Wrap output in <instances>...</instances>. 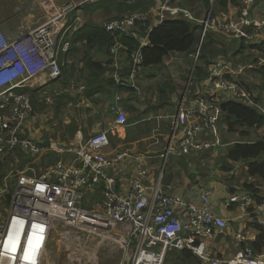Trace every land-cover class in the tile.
Segmentation results:
<instances>
[{
  "label": "built area",
  "instance_id": "2783aa9c",
  "mask_svg": "<svg viewBox=\"0 0 264 264\" xmlns=\"http://www.w3.org/2000/svg\"><path fill=\"white\" fill-rule=\"evenodd\" d=\"M177 0H155L149 10L135 12L122 19L103 22L104 28L115 36L110 49L115 56L117 70L114 80L118 90L135 87L143 67L142 49L148 45L145 35L138 36L139 22L142 26L153 21L158 24L167 17L199 19L187 7L174 4ZM256 0H241V7L234 18L223 22L202 20L203 34L212 28L218 32H230L238 38L257 39L264 42V18L253 11ZM79 6L74 3L59 5L55 0H45V20L35 27L22 24L17 37H9L0 25V159L10 156L19 147L33 156L41 154L40 147L29 134V122L33 102L29 88L39 86V78L48 82L58 80L66 63L62 55L71 47L65 38L69 27V16ZM137 29V31H136ZM252 30V33L248 31ZM135 35L140 48L131 55L129 73L122 75L119 56L123 49L119 35ZM246 66L235 68L224 56L214 59L209 67V76L199 89L192 105L184 96L179 103L174 131L163 154L188 155L193 150H206L220 146V140L204 139L208 132H217L221 119L223 100L252 101L241 84L239 76ZM72 89L77 84L71 82ZM79 92L85 88L78 86ZM119 92V91H118ZM117 94L112 110L117 114L116 123L126 126L127 114L118 105ZM77 133L79 143L67 150L74 152L78 163L58 160L40 174L21 171L14 179V191L5 220H0V264H45V256L55 220L67 222L73 228L88 229L89 233L105 238L108 234L114 241L121 235L128 237L125 249L134 246L130 264H165L169 251L189 250L205 264H264V250L247 246L231 258L213 256L208 242L222 234L228 221L211 207V189L201 192V207L191 206V215L186 219L178 209L188 206L181 194H171L162 185V173L154 183H148L149 171L144 158L134 157L128 151L108 154L110 146L108 130H97L88 139ZM50 148L64 151L61 146ZM127 158L134 160L132 173L128 177L129 189L122 192L112 170ZM99 188L102 199L94 210L86 208L87 192ZM251 194L231 196L227 204L235 200L251 202ZM264 212V199L259 203ZM264 228V214L259 220ZM185 228L187 234L182 232ZM115 233V234H113ZM239 239H248L239 234Z\"/></svg>",
  "mask_w": 264,
  "mask_h": 264
},
{
  "label": "crops",
  "instance_id": "0c3cea01",
  "mask_svg": "<svg viewBox=\"0 0 264 264\" xmlns=\"http://www.w3.org/2000/svg\"><path fill=\"white\" fill-rule=\"evenodd\" d=\"M43 2V0H0V25L3 31L9 37L15 38L18 35L20 25L27 24L28 26L35 27L42 23L45 20ZM55 2L57 4H59V2H64L63 4H76V0H55ZM252 7L255 14L259 16L260 13H264V0H256ZM236 8L237 7L229 4L230 12L235 11ZM78 9L79 7L75 10ZM79 18L80 17H77L78 21H80ZM72 19L73 16L71 18L70 14L68 24H70L71 30L69 32L74 34L77 33L78 29L83 25H77L76 19ZM202 20L203 19H199L200 24H203ZM143 37L144 36H142V38ZM204 37L205 35L203 34L202 38ZM232 49H235V47H232ZM173 54L174 53H172L170 57H172ZM177 54L180 55L184 64L185 61H189L190 59L186 54ZM66 56H69V52L65 57ZM65 57L63 59H65ZM187 57L189 58L186 59ZM95 58L104 63L108 56L97 51ZM128 60L126 62L125 55L121 53L119 56V64L123 66L121 71L124 68L128 69L130 63V60ZM232 62L234 61L232 60ZM163 64L165 65V62ZM236 64L238 65V68H243L245 66L238 62H234V67H236ZM113 67L117 70L115 63L113 64ZM158 67L159 66L147 67L148 69H151L150 74H147L149 72L146 68L142 69L135 87H124L120 88V90H118L116 85L112 86L110 83H105L101 88H86V84L82 81L76 83L77 88L72 89L71 84L68 83L66 85V82H61L62 86L60 85L58 88L61 87L64 92L57 94L54 97L58 99L52 111L56 116L55 110H57V103L59 105L60 101H62L61 96L63 94L71 95L67 107L61 108L63 113L62 116L64 114H70L69 122H63L62 117L59 115L56 118L60 121L59 125L53 133H49L51 137H47L46 139L44 136L41 137L36 130L33 131L31 129L30 131V127L28 130L38 145L40 143L44 144V141H48V143L54 142L52 137L55 136L57 139L56 142L62 144L61 147L65 150L58 151L50 148V146H43L41 154L36 156L29 154L30 156L27 158L30 160L22 164L20 161H23L21 158H23V156L25 157L24 152L26 151L19 147L17 150L20 151L22 156L17 153V150L13 157L10 156L12 162L4 180L15 184L13 180L16 178L12 175L14 171L15 175H18L21 171H28L29 174H40L53 166L58 160L80 164L78 163L76 154L67 150L73 145L79 143L77 133L80 131V136L83 138H89L97 130H108L109 136L113 137L118 145L124 146V148L119 151L128 150L134 157L141 156L144 158L143 162L149 171L148 183L156 182L162 173V185H164L166 189L169 188L168 185H171L170 189H167V192L171 194H181L183 198L187 200L188 206L178 209V214L182 218L187 219L191 215V206L197 208L201 207V192L204 189H211L210 207L228 221V226L222 234L208 242V248L213 256L217 258H231L237 252L245 249V247L250 246L253 248L255 246L257 236L260 232L257 225L261 216L264 214L258 201L259 199L263 200L264 198V181L259 176H252L249 173V161L235 162L229 159L228 153L234 143L239 139L236 140L232 138L233 141H226L225 143L222 141L223 129H226L228 134H230L227 124L222 122V117L219 121L217 132H208L203 135L207 140L219 139L220 146L217 148H210L209 150H192L188 155L170 156L165 160L163 154L166 147L169 145L174 131V124L178 113V110L176 109L179 104L178 101L186 95L192 96L195 92L194 90L192 95L188 94V88H196L192 81V69L195 68L192 66H185L184 68L176 70L178 66L172 65L168 70H164L166 68L165 66V68L162 69L164 75L161 76V85L158 86L170 85L168 87L171 90L169 93H172L170 95V100L168 101L163 98H159L158 100L156 93L152 92L151 96L148 97L147 103L143 105V102L139 103V91H141V88H156V84L154 83L156 78H154V74L159 76L162 72ZM252 67L254 66L252 65L251 67L245 68L246 71L244 70V75L247 70L251 71ZM257 69L258 71H261L260 68ZM153 70L157 72L152 73ZM183 70L190 71L187 78L186 75L181 74ZM109 76L114 80V73H111L110 71ZM45 80L44 77L39 78V88H53L52 86L47 85ZM184 82L186 83L184 84ZM81 84L84 85L85 88L83 91L85 92L86 90L87 94V97L83 100H81V98L80 100L75 98L77 97V94L81 93L78 88ZM183 88L184 90L186 88L185 92ZM74 91H76V94H73ZM117 94L120 95L118 105L128 116L126 126L116 123L117 114L112 110V106L115 105ZM157 100L158 102H156ZM54 118L55 117L53 116V119ZM72 122L77 124L79 130L76 132L74 138L70 137L71 135L69 133H66V138H70L68 140L69 142L64 141V125L71 124ZM263 127L264 125L261 128ZM243 140L249 141V138ZM64 143L70 145H65ZM226 144H228V146ZM219 157L224 163L222 166L217 160ZM19 158L21 160H19ZM4 159L5 162H8L9 157H5ZM133 163L134 160L132 158H127L119 164L117 169L112 170V174L117 178L118 188L122 192H127L129 189L128 177L132 173ZM226 166H228V168ZM18 167H20V169ZM248 185H252V189L248 188ZM91 193L101 194V191L97 188L91 191ZM246 193L251 194V202L249 201L246 203L244 200H235L232 201V203L227 204V200L231 198L232 195L240 196ZM256 196L259 197L257 198ZM89 202L90 199L88 203ZM239 234L246 235L248 239L244 241L240 240L238 237ZM172 259L175 261V264H205L200 258L194 256H180Z\"/></svg>",
  "mask_w": 264,
  "mask_h": 264
},
{
  "label": "trees",
  "instance_id": "16d2710c",
  "mask_svg": "<svg viewBox=\"0 0 264 264\" xmlns=\"http://www.w3.org/2000/svg\"><path fill=\"white\" fill-rule=\"evenodd\" d=\"M106 3V8L108 11H114L115 19H122L128 14H132L135 12L143 13L149 10L152 6H154V0H102ZM205 8L210 7V0H204ZM191 4L198 2V0H189ZM108 3V4H107ZM176 4L175 1H173ZM241 0H221L219 4L216 5V9L214 11L217 14L220 11H227L229 9V4L240 8ZM96 8L93 4L84 2L79 6L78 10H75L71 13L72 20L77 19L79 16L78 13L83 12L84 10L90 11L95 10ZM191 11L195 14V12L191 9ZM197 17V16H196ZM260 18H264V13L259 14ZM112 18V19H113ZM201 19L200 17H197ZM111 20V18H110ZM136 27H139L143 30L144 34L148 38V45L142 49L143 55V68L151 67V66H160L162 65L166 58L170 57L172 53H180L190 55L194 53L197 49V46L202 39V30L203 25L200 24L197 20H189L184 17H167L161 23L155 24L153 21L146 24V26H142L139 22L136 23ZM137 31V29H136ZM212 31V32H210ZM201 32V34H200ZM215 32V33H214ZM249 33H252V30L249 29ZM216 34V38H215ZM144 35V36H145ZM115 36L108 32L103 24H94V23H86L81 28L78 29L77 33L72 34L71 47L69 55L71 51L77 50V45L80 42H85L84 51L82 56V67L78 70L79 75L77 77V70L73 68L72 71L62 74V76L57 80L59 82L62 81V77L66 76V84L70 83L71 78H75L77 82H82L86 84V88H101L105 83H110L112 86H117L116 82L109 76V72L115 73L116 70L113 67V64L116 62L115 56L111 54V47L113 45ZM119 39L122 43V51L125 55V61L131 59V55L135 53L138 48H140V40L135 35L130 34H122L119 35ZM224 39V40H223ZM238 43V47L234 45L235 49L230 50V46L228 42H231L229 39L224 38L219 32L213 30L212 28L208 29L205 37L203 39L202 45L200 47V52L198 56V61L196 63V67L192 73V81L196 88H188V94L192 95L194 90V94L192 96H187L186 98L189 104L192 105L193 99L195 98L199 89L204 88L208 76H209V67L211 62L219 57L220 55H224L228 61L230 59L236 58L237 56L244 53V44L249 45V39L246 38H235ZM234 40V41H235ZM98 49H97V48ZM251 49H257L264 54V42L259 44H254L250 46ZM96 49L106 56H108L106 62L98 61L90 52ZM67 52V53H68ZM66 53V54H67ZM114 58V59H113ZM128 60V61H129ZM124 61V62H125ZM234 63V62H233ZM121 65V64H120ZM125 66V65H124ZM249 66V65H246ZM252 66V65H251ZM64 67V66H63ZM123 67V66H122ZM238 65L236 64V67ZM254 68V67H252ZM260 70L264 73V66H260ZM129 73V65L128 69L124 68L122 70V75L127 76ZM64 79V78H63ZM70 79V80H69ZM241 84L245 87L247 92L249 93L252 101H240L235 99L230 100H222L220 103L222 109V122L227 124L228 131L230 133H239L240 139L236 141L228 153L229 159L235 162L239 161H249L248 170L252 176H259L264 181V137L259 139H252L251 134L255 132L257 129L261 128L264 125V112L261 110L259 106V101L263 100V98H257L254 95V89L250 88L249 83L246 82L244 78V72L239 76ZM68 80V81H67ZM170 85L160 86L162 90H160V98L165 100H170V95L172 93ZM198 88V89H197ZM169 90V91H168ZM197 90V91H196ZM34 91V90H33ZM65 100L60 101L59 105L57 103V110H55V114L58 117L60 115V110L63 105L67 104V101L70 99L68 94ZM87 97L86 90L85 92H81L77 94V97L80 100H83ZM183 98V97H182ZM182 98L178 101L181 102ZM33 104L35 100L32 98ZM57 102V100H56ZM55 102V105H56ZM64 103L63 105H60ZM61 106V108L59 107ZM41 107V104H39ZM179 107V104H178ZM65 133L63 134L64 141H68L70 137L75 136L76 132L79 130L77 124L72 122L71 124L64 125ZM66 133H69L71 136L66 138ZM245 138H249L248 140H243ZM205 139V137H204ZM69 142V141H68ZM44 146H49L50 143L48 141H44ZM210 148L206 149L209 150ZM24 152V151H23ZM17 153L20 154V151L17 150ZM25 157L21 158L23 161H20L22 164L26 161L30 160V155L26 152ZM21 155V154H20ZM22 156V155H21ZM19 158V160H21ZM12 162L11 157H9L8 162H2L0 160V173H3V169L8 166L9 163ZM2 181V177L0 175V183ZM252 186V185H251ZM248 185V188H251ZM252 189V188H251ZM257 198L259 196H256ZM264 199V198H263ZM261 203V199L258 200ZM259 229V234L257 236V241L255 242V246L253 247L255 250L261 251L264 249V228L261 225H257ZM187 256V257H197L189 250H172L168 253L165 264H175V261L172 259L174 257Z\"/></svg>",
  "mask_w": 264,
  "mask_h": 264
},
{
  "label": "rangeland",
  "instance_id": "374dc122",
  "mask_svg": "<svg viewBox=\"0 0 264 264\" xmlns=\"http://www.w3.org/2000/svg\"><path fill=\"white\" fill-rule=\"evenodd\" d=\"M210 1H211L210 7H207V8H205L204 6V2H205L204 0H198V2L194 3L193 5L191 4V2H189V0H177L176 4L180 5L181 7H184V6L188 7V9L190 10L192 9L195 12V15L197 17H200L201 19L209 20L211 22L216 21L217 24L219 22H223L227 18H234L240 10L237 7L236 10L232 12H230V9H228L227 11L222 10L218 12L217 14H215L214 11L216 9V5L219 4V1L221 0H210ZM84 2L91 3L95 7H99V8H96L95 10H90V11L84 10L83 12L78 13L79 14L78 17H80L79 18L80 21L76 19V24L79 26H82L86 23H94V24L101 25L103 24V22L110 20V18L112 20V18L116 16L114 11L107 10L106 3H104L102 0H76V4L78 6ZM63 3L64 2H59V5H63ZM214 17H217V18H214ZM70 30H71V27L69 24L68 31L66 33V39L71 40L72 33L69 32ZM219 33L224 38H227L231 41V42L226 41L227 43H229L230 50H233L232 47L234 45L238 47L239 42L236 43L237 40H235V38L230 35V32H219ZM144 35L145 34L143 30L140 28L138 31V36H144ZM233 36L235 35L233 34ZM203 39L204 38L200 40L196 51L194 53H191L190 54L191 56L188 55L190 57L189 61H185L189 57H187L184 60L185 64L183 63L180 55L177 53H174L172 57L170 58L168 57L165 61V65L162 64L158 67L159 69H161L163 73L161 72L159 76L154 74V78H156L154 80V83L156 84V88H141V91H139L140 92L139 97H138L139 103L143 102V105H145L148 101V97L151 96L152 92L156 93V96H158V100H159L160 90H162V88H160L158 85H161V82H162L161 76L164 75V71L162 69H164L165 66L166 68L164 70H168V68H171L172 65L178 66L176 70H178L179 68H184L185 66H192L195 68L196 63L198 61L200 47L202 45ZM248 43L249 45H247V48H246L245 43H243L244 44L243 54L237 56L235 59L232 58L230 60H233L234 62H238L241 65H245V66L249 65L246 67H251V65L254 66V68H252L251 71L247 70V72L244 75V78L246 82L249 83L250 88L254 89V94H255L254 96L257 98L264 99V73L262 71H258L257 69V68H260V66L261 67L264 66V54L261 51L257 49H251L250 47L254 44H259L257 39H250ZM84 45H85V42H80L77 45L78 51H75V50L71 51L68 57L67 56L65 57L66 53L62 55V59L65 57L64 60L66 62L65 65H63L64 66L63 74L70 72L73 70V68H75L77 70V77H78L79 75L78 70H80L81 68L80 66H82V56H83V51H84ZM97 51L98 50L93 49L90 52V54L95 57ZM222 56L224 55L222 54ZM224 57H227V56H224ZM227 58H231V56ZM142 69L144 68L142 67ZM146 69L149 72L147 74H150L151 69H148V68ZM192 70L194 71V69ZM141 72L142 71H140V74ZM156 72L157 71L155 70L152 71V73H156ZM181 74L186 75V78H187L190 74V71L183 70ZM66 78H69V76L62 77L61 82H66L65 81ZM61 82L57 80H50L47 82V85L52 86L53 88H39L38 85H35L33 88H29L28 90L31 93V97L33 98V100H35V103L33 104L34 113L32 114V116L34 117L31 118V121L29 122L30 131L31 129L33 131L36 130V132L40 134L41 137L44 136L45 139L47 137L49 138L51 137L49 133H53L56 127L60 123V121L56 119L57 116L54 115L52 110L54 109L55 102L58 99L54 97L57 94L64 92L61 87L58 88V86L61 85ZM71 82L80 83L81 81L77 82L75 78H71L69 84H71ZM185 83L186 82H184V84ZM73 94H76V91H74ZM61 97H62L61 100H65L67 95L63 94ZM158 100L156 102H158ZM39 104H41V107H39ZM63 104L64 103H61L60 105H63ZM67 104H68V101H67ZM67 104L63 105L62 107L63 108L67 107ZM259 106L261 107V110L264 112V101L263 100L259 101ZM59 107L61 108V106ZM176 109L178 110V107ZM59 110L61 112L60 117H62L63 122L68 123L70 120V114H67V115L64 114L62 116L63 114L62 109H59ZM53 116L55 117L54 119H53ZM41 119H42V122H41ZM30 131L28 130L27 132H29L30 134ZM251 136H252L251 139H254V140L264 137V127L261 129H258L256 132H253ZM232 138L236 140L240 139L239 133L228 134L226 129H223L222 141H224V143L226 141L227 142L233 141ZM52 139L54 140V142H50L49 146H51L52 143L55 144L56 147L62 145L56 142L57 139L55 138V136H53ZM85 139H88V138H85ZM110 141H111V145L106 149L107 153L115 154L117 151L124 148V146L118 145L117 141L113 137H110ZM64 144L70 145L66 143ZM226 145L228 146V144ZM39 146L43 147L44 145L40 143ZM221 148H224V147H221ZM122 151H125V150H122ZM15 152H13V154H11L10 156L13 157ZM217 160L219 164H221V166L224 164L221 161L222 159L220 157ZM10 165L11 163H9L8 166L3 169V173H0L2 177V181L0 183V220H5L8 216L9 208H10L11 201H12V193L14 191V184L10 183L9 181L6 182L4 180V178L8 174V168L10 167ZM226 167L228 168V166ZM18 168L20 169V167ZM226 172H230V171H226ZM14 173L15 171L12 173V175L15 177L16 175ZM87 195L90 199V202L86 204V208L89 210H94L98 206V203L101 201L102 196L101 194H96V193L92 194L90 190H88ZM87 230L88 229L73 228L67 222H64L61 220H55L54 226L51 231L50 241L48 243L47 250H46L45 264H130L131 263L130 257L133 254L132 249H134V246H132V248H130L129 250H126L124 247L125 242L128 240V237L125 238L124 235H121L118 241H114L112 239H108L110 238L108 234H104L105 238L103 239L101 236H96L95 233L91 234Z\"/></svg>",
  "mask_w": 264,
  "mask_h": 264
},
{
  "label": "water",
  "instance_id": "95a60500",
  "mask_svg": "<svg viewBox=\"0 0 264 264\" xmlns=\"http://www.w3.org/2000/svg\"><path fill=\"white\" fill-rule=\"evenodd\" d=\"M182 232H184V234H187V231L184 227L182 228Z\"/></svg>",
  "mask_w": 264,
  "mask_h": 264
}]
</instances>
